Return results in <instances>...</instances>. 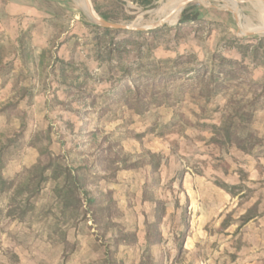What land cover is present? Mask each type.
Here are the masks:
<instances>
[{
  "label": "rangeland",
  "instance_id": "rangeland-1",
  "mask_svg": "<svg viewBox=\"0 0 264 264\" xmlns=\"http://www.w3.org/2000/svg\"><path fill=\"white\" fill-rule=\"evenodd\" d=\"M31 1L12 16L0 0L1 172L18 183L55 158L24 219L9 213L15 187L0 193V264H264V100L250 125L263 143L245 153L205 126L230 128L232 89L207 102H194L189 85L161 105L130 96L168 71L165 60L183 61L179 85L214 54L264 83L256 4L194 1L189 20L105 33L86 0ZM91 1L106 20L142 25L167 18L173 11L159 18L158 8L175 0ZM65 166L85 175L63 216ZM249 209L256 216L243 223ZM148 222L157 227L149 232Z\"/></svg>",
  "mask_w": 264,
  "mask_h": 264
},
{
  "label": "trees",
  "instance_id": "trees-1",
  "mask_svg": "<svg viewBox=\"0 0 264 264\" xmlns=\"http://www.w3.org/2000/svg\"><path fill=\"white\" fill-rule=\"evenodd\" d=\"M189 19V17H186L184 11L181 21L183 22ZM103 30L105 33H111L115 30L121 29L103 27ZM139 32H142V30H139ZM251 45L252 44H241L239 48L242 50L250 47ZM160 62L164 63V61ZM165 63L170 64L167 68L168 71L163 74H152L147 77L146 83L135 86V91L130 93L132 101L144 106L150 103H157V105H161L164 102L173 100L174 98H180V96H178L177 89L182 88L184 85H189L190 98L194 102H207L212 97H215L220 93H229L232 89L234 91L229 93L230 97L228 101V107L232 109V121L230 123V128L225 131V125L223 124L217 126L205 123V126L213 128L214 135H224L229 144L235 145L245 153H252L257 146L263 143V137H261L256 131L252 130L250 125L253 121L255 111L257 110L259 104H261L262 100H264V83L256 82L252 79H244L242 76H237L235 71L228 69V66L230 65H234V67L237 68L241 61L238 59H230L225 56H219L218 59V56L214 54L207 63L203 64L202 68L189 69L188 71L194 72V75L188 76L187 79L179 85H177V82L181 77H176V79H174L177 73L174 68L182 65L183 61L178 58L174 60H165ZM178 72L180 71L178 70ZM169 76H171L172 82L163 83L165 78ZM234 81L237 83H233ZM248 84L250 88L243 89ZM142 88H146L147 96H143L141 94ZM260 89L262 91L258 92ZM165 127H168V125H165ZM8 146L9 145L0 146V193L7 191L10 192L15 187L12 199L19 201L16 205H11L9 213L17 214L19 218L24 219L27 214V207L31 198L38 195L41 191V184L44 180V172L52 166L55 155L52 153L51 161L45 166L42 173L37 175H28L23 180L16 183L15 180L6 179L1 172L3 168L4 152ZM148 154L152 157L151 163L158 165L159 162L156 159V155L150 151H148ZM83 170V167L75 169V171L67 166L64 167L63 181L57 203L60 208V214L63 216L67 215V211L72 206L71 197L74 195L75 191L83 185L82 178L85 175ZM95 201L96 199L93 197L88 198V202L91 205L94 204ZM158 203L160 204L161 202L158 201ZM255 216L256 215L252 213V210L249 209L246 214L243 215L242 221L243 223L247 222ZM147 227L150 232L157 227V223L148 222ZM110 264L123 263L110 261Z\"/></svg>",
  "mask_w": 264,
  "mask_h": 264
},
{
  "label": "bare ground",
  "instance_id": "bare-ground-1",
  "mask_svg": "<svg viewBox=\"0 0 264 264\" xmlns=\"http://www.w3.org/2000/svg\"><path fill=\"white\" fill-rule=\"evenodd\" d=\"M242 1H249V2H251L253 4H256V6H257L256 10L257 11H255V10L252 11V16L254 18L257 17V18L260 19V21L262 23L261 28H263L264 27V7H263L264 0H242ZM86 2L87 3H85V2L83 3V6L85 5V8H86L88 14L90 15L91 19L98 20L99 19L98 18V14H96V12L92 8V5H93L92 1L91 0H86ZM187 5L188 4L185 2V0H175L174 2H171L169 4H166V5L161 6L160 8H158V16H159V18L164 17L165 14L173 11V13L170 14L167 18H162L161 20H159L157 22L150 23V24L147 23V24L139 25L136 22L127 23V24L123 23V24L131 25V26H153V25H155L156 23H158L160 21H164L165 23H169V24H174L180 18V16L182 15V13H183V11H184V9L186 8ZM261 28L259 29L260 33H262Z\"/></svg>",
  "mask_w": 264,
  "mask_h": 264
},
{
  "label": "water",
  "instance_id": "water-1",
  "mask_svg": "<svg viewBox=\"0 0 264 264\" xmlns=\"http://www.w3.org/2000/svg\"><path fill=\"white\" fill-rule=\"evenodd\" d=\"M194 1H206V0H185V2L187 4H190V3L194 2ZM92 8L96 12V14H98V18L99 19L98 20L91 19V20L93 22H95V23H98V24L102 25L103 27H109V28H115V29H121V30H137V31H139V30H147V29L155 28V27H158V26L166 24L164 21H160V22L156 23L153 26H131V25L123 24V23L111 22V21L106 20L105 18H103L96 11V9L94 8L93 5H92ZM259 25H262V23L260 22ZM261 30H262L261 34H264V27L261 28Z\"/></svg>",
  "mask_w": 264,
  "mask_h": 264
},
{
  "label": "crops",
  "instance_id": "crops-1",
  "mask_svg": "<svg viewBox=\"0 0 264 264\" xmlns=\"http://www.w3.org/2000/svg\"><path fill=\"white\" fill-rule=\"evenodd\" d=\"M32 4L31 0H10L6 11L8 15L12 16L18 15L19 13H27L31 10Z\"/></svg>",
  "mask_w": 264,
  "mask_h": 264
}]
</instances>
